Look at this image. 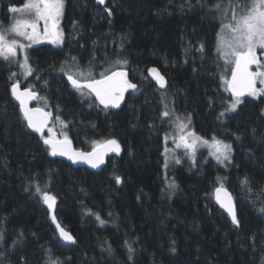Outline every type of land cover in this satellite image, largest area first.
Segmentation results:
<instances>
[{"label":"trees","instance_id":"1","mask_svg":"<svg viewBox=\"0 0 264 264\" xmlns=\"http://www.w3.org/2000/svg\"><path fill=\"white\" fill-rule=\"evenodd\" d=\"M63 1V22L73 26L68 52L32 49L46 76L45 91L63 107L61 114L75 134L86 136L83 101L60 78L50 77L61 69L58 59L76 57L84 69L112 68L125 59L137 90L105 122L123 151L99 172L50 155L27 128L8 91L13 75L0 58V264H48L50 258H58L59 264H261L264 100H247L218 119L228 101L216 51L221 14L211 7L218 0H107L104 7L94 0ZM24 2L0 0L1 27L10 19L9 7ZM105 8L112 10L111 16ZM152 65L168 80L167 106L190 112L203 135L232 144L231 163L165 167L168 130L160 115L164 105L154 96L160 93L147 75ZM81 142L88 147L86 139ZM245 176L251 192L240 184ZM173 181L176 187L169 188ZM221 183L232 193L240 227L215 202L213 191ZM37 185L55 196L57 222L76 243L60 238L47 205L33 195ZM126 241L135 250L131 261Z\"/></svg>","mask_w":264,"mask_h":264},{"label":"snow or ice","instance_id":"2","mask_svg":"<svg viewBox=\"0 0 264 264\" xmlns=\"http://www.w3.org/2000/svg\"><path fill=\"white\" fill-rule=\"evenodd\" d=\"M97 3L104 5L105 0H97ZM63 7V0H25L22 6L11 5L9 12L24 13L32 18L19 19L9 28H0V58L15 60L17 50L19 49L20 53L24 54V59L20 63V66L24 69L26 76L31 75L34 69L30 66L29 57L26 54V48L30 45H25L19 40L12 38L10 33L35 43L40 35L37 31L38 24L40 21H43L44 36L51 37L52 43H60L63 39V33L58 30V23L59 17L63 12ZM211 7L221 14L220 30L217 32V54L226 64L233 65L231 68V79L224 80L226 84L225 90L231 93V98L226 102L224 110L219 113L218 119H220L228 113L237 111V106L242 104L241 97L245 95L252 98L264 97V87H257L258 82L260 85H264V64L261 63V60L257 56V49H264V0H228L227 4L223 3V0H218ZM104 10L109 16L112 15L111 9L105 8ZM229 12L231 13L230 16ZM29 29L31 31H28ZM201 51H203L202 48ZM116 63L124 64L127 61L117 60ZM252 65H257L256 71H250V66ZM60 71L66 75L68 82L75 91L85 97L94 94L95 99L104 109L119 107L121 100L124 98L125 91L128 89L137 90V85L127 79V73L123 70H115L110 73L108 70H105L100 74V78L97 79L93 77L90 69H82L79 66L76 57H71L70 61H65ZM148 72L156 79L160 88H165V78L160 75L156 68H150ZM10 93L19 102V110L23 120L26 122L27 128L34 133L40 134L44 145L50 149V155L67 156L73 161L83 159L91 167L96 168L104 162L103 155L105 150L119 154L120 145L116 139H108L97 144L91 152L73 151L71 141L68 140L66 135L63 139H58L53 129L48 127L49 117L52 115L50 112H46L40 107H28V101L40 99L35 91L31 88L21 90L20 84L13 82ZM160 115L162 120L167 118V122L172 123L171 117L174 115V110L168 109L165 103L164 110L161 111ZM261 115L264 116V108L261 109ZM56 120L61 124L64 123L60 120L59 115L56 116ZM190 124V116L183 119L176 116L174 126L179 135L173 136L175 148H184L189 158L194 160L198 147H208L210 155L217 162L221 164L225 162L231 163L232 144L225 143L215 137L207 140L195 136V133L187 131ZM45 129H47V136L44 135ZM252 131L254 133L256 130L252 129ZM236 138L239 139L240 137L237 136ZM172 151V149H165V167L168 166L169 158L174 159L176 164L181 163L179 158L167 155ZM115 179L117 184L121 183L119 176H116ZM220 181L221 178L217 177V182L219 183ZM240 184L242 188H247L251 192V181L247 176L240 180ZM168 187L175 188V182L169 183ZM214 193L217 203L228 213L231 223L236 227H240L241 222L231 194L223 187L222 183L214 189ZM260 194L264 195V187L260 189ZM33 195L47 205L51 214L55 206V197L47 190V186L42 188L37 185ZM253 203L255 202L253 201ZM258 211L264 213V206H261ZM96 219L101 225L105 223L99 215H96ZM52 221L63 241L66 243H76L74 237L57 222L55 215H52ZM3 239V234H0V240ZM16 243L17 241H13V244ZM125 245L129 253L128 259L131 261L135 250L127 241ZM108 250L111 252V248ZM3 256L4 253L0 252V258ZM24 264H27L26 260H24ZM48 264H59V260L58 258L55 260L50 258ZM261 264H264V259H262Z\"/></svg>","mask_w":264,"mask_h":264},{"label":"flooded vegetation","instance_id":"3","mask_svg":"<svg viewBox=\"0 0 264 264\" xmlns=\"http://www.w3.org/2000/svg\"><path fill=\"white\" fill-rule=\"evenodd\" d=\"M64 13H65V9L63 10V14H62V17H61V23L58 24V30L63 33V39H62V41L60 43H52L51 41L43 40L42 42H39V43L30 44V46L26 48V54L29 57V64L34 69V72L31 75H27L26 79L24 78L25 82L22 81L21 78H19V75L16 78V74L14 73L15 72V66L14 65L16 64L15 62L18 59L11 60L12 62L15 63V64L11 63L13 65H11V64L9 65L7 63L12 75L15 74V75L12 76V78H11V80L9 82L8 91L10 92L11 84L13 82H18L20 84L21 89L31 88L33 91H35L40 99L34 100V102L31 104V106L34 107V108L40 107V108L44 109V111L50 112L52 115L49 117L48 127L53 129V132H54V134L56 135V137L58 139H63V137L66 135L68 137V140L71 141V143L73 144L75 149L83 150V151H86V152H91L93 150V147L96 146L97 144H100L103 141L108 140V139H116L118 141L119 145H120L119 154H117V153H109L106 156V158H105V162H104L102 168L100 170H98V171H93V170L88 169L91 172H99L101 170H104L108 166V164L111 161H113L114 158H117V157H119L122 154L123 144L120 141V138L117 137L115 134L110 133L109 130L106 129L107 126L105 125V122L108 121L110 115H113V113L119 111L124 106L129 93L132 92V91L128 92V94L126 96V99L124 100V102L121 104L120 107H118V108H110L109 107L108 109H104V107L102 105H100L99 102L95 99L94 94H90L89 96H86V97L85 96H81L80 93H78L77 91H75V89L72 88L71 84L67 80L66 75H64L61 71L53 72L50 75V77H53L54 79L60 78L62 80V82L65 84L66 90L71 92L72 94H74V96H76L79 100L83 101L84 108L86 109V111L88 113L87 135L86 136L82 135V134L80 135V133L79 134H75V131L73 129L74 127L72 125L70 127V122L67 121V117H64L61 114V107L62 106L55 100L54 96L51 95L50 92L47 93V91H45L46 90L45 86L47 84H45L44 80H46V78H43V76L44 77H46V76L43 74L41 69L38 67L39 65H37V62L34 60V55L32 53V49L40 48V47H48V48H50L52 50H62L63 48H64V50L66 49L67 42L70 40L69 39V37H70V29L73 26L70 25V24L69 25L68 24H64V22H63L64 21ZM40 32H42V35H43L44 26L41 27ZM65 51L68 52L67 50H65ZM262 59L263 58L260 59L261 63H264V61ZM19 60H21V59H19ZM70 60L71 59H67V58L58 59V65L56 67L60 68L62 65H64L65 61H70ZM119 60L124 61L125 59H119ZM154 66H156V65H154ZM81 68L84 69L83 67H81ZM117 68H126V67H125V65H123V64L121 65L120 64L119 66H114L112 68L111 67L107 68V66L105 64H103L102 66L101 65L91 66L89 69L91 70L93 77L99 79L100 78V74L102 72H104L105 70H108L109 73H110L111 71H114ZM255 68L257 69V66L256 67L255 66H250V71H253L252 69H255ZM73 71H75V69H73ZM129 76H130V74H129ZM131 80L133 82H135L133 79H131ZM166 81H167V85H168L167 78H166ZM259 85L260 84L258 82L257 83V87ZM154 86L156 88V89H154V91L156 90V91H158L157 93H160V94H155L154 96L156 97L157 100L162 101V103L164 105V103H166L164 95H166L165 93H166L167 87L165 89L161 90V89L158 88V86L156 85L155 82H154ZM50 90H51V88H50ZM230 98H231V93L228 92V100ZM82 99H84V100H82ZM255 99H263L264 100V97L255 98ZM255 99L251 98L250 96L245 95V96L241 97L242 104H240L239 106L243 105L247 100H255ZM17 104H18V108H19V103L17 102ZM89 105H91V106H89ZM239 106H237V108H239ZM171 110H174V112H177L178 114L183 113V114H187V116H190L191 117V121L193 123L192 124L193 126L191 125L192 128H194V130L196 132H198L200 135L205 136L201 132H199L198 129L196 128V126L194 124L193 116H192V114L190 112H187V111L179 112V111H177L175 109H171ZM57 115H59L60 120H62L64 122L63 124H61L59 121L56 120V116ZM164 121H165V125L168 126L166 124L167 123L166 119H164ZM62 126L64 128H67L66 131H62V129H63ZM166 129L168 130V127ZM36 134L38 135L39 139L43 142V140L40 137V134H38V133H36ZM44 135L47 136V129H45ZM77 139H80V143L77 142ZM84 139H86V141L88 143V147H86V148L82 145V142H81Z\"/></svg>","mask_w":264,"mask_h":264},{"label":"rangeland","instance_id":"4","mask_svg":"<svg viewBox=\"0 0 264 264\" xmlns=\"http://www.w3.org/2000/svg\"><path fill=\"white\" fill-rule=\"evenodd\" d=\"M63 4H64V1H63ZM22 5H20V6H22ZM64 7H65V4H64ZM64 7H63V10H64ZM62 14H63V12H62ZM62 14L59 17V23L58 24L61 23ZM230 15H231V13L229 12V16ZM31 18L32 17H30L28 15H25L24 13H11L10 12V19L8 20V23H6L5 25H2V27H1V22H0V28L6 29V28H9L16 20H19V19H31ZM220 25H221V22H220ZM42 26H44V23H43V21H40L39 24H38V29H37V31L39 32L40 35H39V37L37 39V42H35V43L42 42L43 40L51 41V37H45L44 33L42 35V32H40ZM219 30H220V28H219ZM28 31H31V30L29 29ZM10 35L12 36V38H15V39L19 40L21 43H23L25 45L35 44V43H32V42L24 39L23 37L15 36L14 34H11V33H10ZM257 56H258L259 59L263 58L262 60L264 61V49H257ZM15 59H18L15 62L16 64L14 62H12L11 60H5V61L9 65L11 63L15 64L14 65L15 66V72L14 73L16 74V78L19 75V78H21L22 81H24L27 78V76L24 74V69L20 66V63L24 59V54L20 53L19 49L17 50V56H16ZM19 59H21V60H19ZM221 60H222V65H223V69H222V72H221L222 83L226 87V84L224 83V80L225 79H230L231 68L233 67V65L232 64H226L223 59H221ZM262 64H264V63H262ZM11 65H13V64H11ZM252 66L256 67L257 65H252ZM252 70L256 71L257 69L255 68V69H252ZM258 87H264V85H259ZM168 109L171 110L172 108H170L168 106ZM176 116L181 117V119H183L185 117H188L187 114H183V113L178 114L177 112H174V115L171 117L172 123H169V122L166 123L168 125L167 126L168 127V131L165 134V137H164V140H163L164 141L163 142L164 143V160H165V156H166L165 149L168 148V149H172L173 151L170 154H167V155H169V157L175 156V157L179 158L181 160L180 164L187 163L188 165L194 166V165H197L198 163H206L207 161H210V160L214 161V162H217V160L212 155H210V149L208 147H204V146L198 147V149H197V151L195 153L194 160L189 158V156L186 154V150L184 148H179V149L175 148V144L173 143V136H178L179 135L177 129L174 126L175 125ZM165 119L167 121V118H165ZM192 124L193 123L191 121V124L189 125V128L187 129V131L195 133V136L202 137V138L207 139V140H211L213 137H215L216 139L222 140L225 143H229L225 139L218 138L216 136L208 137V136L200 135L198 132H196L194 130V128H192V126H193ZM62 128H63L62 131H66V129H67V128H64L63 126H62ZM166 136H167V139H166ZM219 164H221V163H219ZM177 165L178 164L175 163L174 159H171V158L168 159V166L167 167H170V168L173 167L174 168Z\"/></svg>","mask_w":264,"mask_h":264},{"label":"water","instance_id":"5","mask_svg":"<svg viewBox=\"0 0 264 264\" xmlns=\"http://www.w3.org/2000/svg\"><path fill=\"white\" fill-rule=\"evenodd\" d=\"M94 2H95L96 5L101 6V7H104V6L106 5V3H107V0H105V4H104V5H100V4H98V3H97V0H94ZM150 68H156V69L159 71L160 75H162V76L165 78V88H166V87H167V81H166V77H165V75L161 72V70H160V68H159L158 66H154V65H152V66H149V67L147 68V75H148V77L153 81V83L155 82L159 89H161V90L165 89V88H160L159 85H158V83H157V81H156V79H154V77H153L152 75L149 74L148 69H150ZM115 70H123L124 72H126V73H127V79H128L131 83H134V84L137 85V83L133 82V81L130 79L128 69H126V68H117V69H115ZM115 70H114V71H115ZM230 79H231V77H230ZM21 90H23V89H21ZM130 91H133V90H132V89H128L127 91L124 92V98H123V100H121V102H120V106H121V104L124 102V100L126 99V96H127L128 92H130ZM17 102H18V101H17ZM33 102H34V100H30V101H28V107H29V108H34V107L31 106V104H32ZM18 103H19V102H18ZM120 106H119V107H120ZM110 108H112V107H110ZM117 108H118V107H117ZM71 148H72L73 151H78V152H85V153H87L86 151L75 149L72 143H71ZM109 153H116V152H111V151H106V150H105L104 155H103V161H104V162H105V158H106V156H107ZM54 157H56V158H58V159H60V160H64L65 162L69 163V164L72 165L73 167H83V168L90 169V170H93V171H98V170H100V169L102 168L103 164H104V162H103V163L100 164L98 167L93 168V167H91V165H90L89 163L85 162L83 159H76L75 161H73V160L69 159L67 156L56 155V156H54ZM219 186H220V185H219ZM217 187H218V186H217ZM215 188H216V187H215ZM224 188H225V189L231 194V196H232V193H231L226 187H224ZM52 195H53V194H52ZM213 195H214V199H215V193H214V191H213ZM53 196H54V195H53ZM54 197H55V196H54ZM232 198H233V196H232ZM215 202L217 203L216 199H215ZM233 203H234V205H235L234 198H233ZM55 205H56V198H55ZM217 205L220 207V205H219L218 203H217ZM220 208H221V207H220ZM54 210H55V206H54V209H53L52 212H51V216L54 215ZM221 210L224 211L226 214H228L223 208H221ZM65 230H66V229H65ZM66 231H67V230H66ZM67 232H69V231H67ZM58 233H59V232H58ZM69 234H71V233L69 232Z\"/></svg>","mask_w":264,"mask_h":264}]
</instances>
